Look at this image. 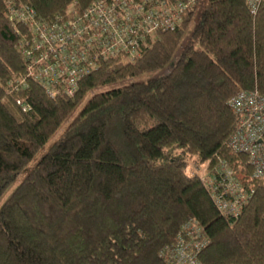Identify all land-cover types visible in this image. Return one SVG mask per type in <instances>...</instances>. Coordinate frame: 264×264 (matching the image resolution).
<instances>
[{
	"label": "trees",
	"instance_id": "1",
	"mask_svg": "<svg viewBox=\"0 0 264 264\" xmlns=\"http://www.w3.org/2000/svg\"><path fill=\"white\" fill-rule=\"evenodd\" d=\"M18 1L50 18L92 0ZM17 43L0 0V199L13 185L0 202V264H172L167 247L188 219L208 239L199 264H264V176L231 148L228 104L240 89L264 92V1L251 13L245 0H195L180 26L133 58L103 60L70 95L27 76ZM217 155L252 189L237 215L201 179Z\"/></svg>",
	"mask_w": 264,
	"mask_h": 264
},
{
	"label": "built area",
	"instance_id": "2",
	"mask_svg": "<svg viewBox=\"0 0 264 264\" xmlns=\"http://www.w3.org/2000/svg\"><path fill=\"white\" fill-rule=\"evenodd\" d=\"M262 1L245 0L251 13ZM6 3L26 75L55 96L73 94L81 77L103 60H126L140 54L158 31L180 26L195 0H92L82 9L73 1L50 18L40 16L27 3ZM17 102L23 110L30 108V103L20 97ZM228 104L238 115L229 144L234 151L247 154L254 176H264V92L258 87L240 89L229 97ZM199 173L222 213L241 212L252 189L244 185L227 159L217 155L203 163ZM207 242L199 221L186 220L174 243L167 247L172 264H199V254Z\"/></svg>",
	"mask_w": 264,
	"mask_h": 264
},
{
	"label": "rangeland",
	"instance_id": "3",
	"mask_svg": "<svg viewBox=\"0 0 264 264\" xmlns=\"http://www.w3.org/2000/svg\"><path fill=\"white\" fill-rule=\"evenodd\" d=\"M197 17H198V9H197L196 13L194 14L193 19L189 22L188 26L186 27V29H185L184 32H183L182 39H181V44L178 46V49H177V51H176V55L179 54V52H180V50H181V48H182L184 42L186 41L187 36H188L190 30L192 29V27H193V25H194L195 20L197 19ZM161 71H162V69H154V70H150V71H145V72H143V73L137 75L136 77H133V78H130V79L120 80V81H117V82H114V83H108V84H106V85L98 86V87H96V88L94 89V91L107 89V88H110V87H112V86H114V85L122 84V83H124V82H126V81L129 82L131 79H135V78H136V79H145V78H147V77H149V76L157 75V74L160 73ZM89 94H91V92H90ZM76 111H77V109H76ZM12 186H13V185H12ZM12 186H10V187L6 190V192H5V193L3 194V196L1 197L0 202H1V201H2V200H3V199L9 194V192L11 191Z\"/></svg>",
	"mask_w": 264,
	"mask_h": 264
}]
</instances>
